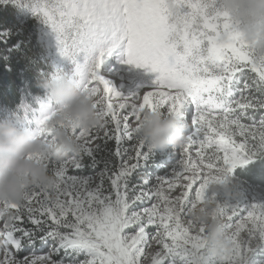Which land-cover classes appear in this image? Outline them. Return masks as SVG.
<instances>
[{
    "label": "snow or ice",
    "instance_id": "6c2138e0",
    "mask_svg": "<svg viewBox=\"0 0 264 264\" xmlns=\"http://www.w3.org/2000/svg\"><path fill=\"white\" fill-rule=\"evenodd\" d=\"M26 3L72 65L70 72L53 65L51 74L70 75L93 98L101 126L71 129L80 153L48 161L57 181L52 190L33 188L22 204L5 203L0 264H161L176 255L199 264L206 230L188 219L190 209L208 198L221 173L264 156V56L221 0ZM0 42H7L6 33ZM115 52L125 57L122 63L153 74L151 85L129 95L117 91L101 74ZM188 106L195 132L179 147V166L147 178L141 167L151 149L137 135L142 111L165 109L182 118ZM56 112L50 98H37L25 113L34 138L52 140ZM97 141L114 148L94 178L82 169L84 156L96 162ZM215 218L227 237L215 255L219 264H238L245 235L264 237V203L221 205ZM37 241L49 250H38Z\"/></svg>",
    "mask_w": 264,
    "mask_h": 264
},
{
    "label": "clouds",
    "instance_id": "9594fccd",
    "mask_svg": "<svg viewBox=\"0 0 264 264\" xmlns=\"http://www.w3.org/2000/svg\"><path fill=\"white\" fill-rule=\"evenodd\" d=\"M221 7L230 14L257 56H264V0H221ZM38 71V86L57 108L51 121L52 140L34 138L25 120V113L33 108L27 103L18 105L11 118L0 120V212L5 211V203L22 204L26 193L33 188L55 187L56 177L48 161L59 162L70 154L80 153L79 142L71 129L98 130L101 126L93 98L81 91L70 75L53 76L50 71ZM186 127L175 115L146 109L141 113L137 135L149 149L163 152L180 147L186 138ZM220 176V181L209 185L208 190L215 193L219 186L233 199L237 198L239 193L234 191L232 173ZM221 205L214 195L208 196L188 213V219L196 226H204L206 248L213 255L220 254L227 239L223 220L215 218ZM5 219L10 221L11 214L6 213Z\"/></svg>",
    "mask_w": 264,
    "mask_h": 264
},
{
    "label": "rangeland",
    "instance_id": "374dc122",
    "mask_svg": "<svg viewBox=\"0 0 264 264\" xmlns=\"http://www.w3.org/2000/svg\"><path fill=\"white\" fill-rule=\"evenodd\" d=\"M2 4L14 5L21 14V16H19L20 18H25V20L30 22L35 21L36 32L38 33L37 41L40 43L42 50L41 60L45 64L47 72L51 71L53 65L63 67L66 72L71 71V63L66 58L62 57L58 51L54 34L48 26L33 15L31 4L26 3V0H20L19 3H13L9 0L8 3ZM124 58L125 57L121 56L119 52L113 53V55L102 65L101 74L110 81L111 85L117 91L123 90L124 84L130 85L128 88V94L126 95L149 87L151 85V80L154 78L153 74L146 72L142 68H136L132 65L122 63L121 61ZM43 97H45V95ZM33 106L35 108L37 102ZM162 111L166 112L165 109H162ZM192 111L193 109L191 106L186 107L184 110V116L181 118L187 125L185 136H190L195 132V128L191 123ZM97 142L101 143V147L95 153L96 162L93 163L92 159L88 156L83 157V174L94 178L99 172L104 170L105 162L110 159V152L112 151V148H114V144L111 142L107 145H104L102 141ZM125 146H127V144ZM145 150L147 151V148ZM261 157L263 156H260L251 162L258 160ZM181 158L182 156L179 148H169L163 152L151 150L142 163L141 172L147 178L155 181L157 177L169 175L174 169H176L179 166ZM116 162L118 163V161ZM243 166L245 165L238 167ZM234 170L232 172V180L235 186L234 191L239 193L237 198L233 199L219 186H217L218 190L215 193L211 190H207L206 195H214L222 205L239 203L241 207H247L255 203H264V189L252 186L236 178ZM244 240L246 251L242 253L238 264H264V237H260L259 235L249 237L245 235ZM36 246L37 249L41 251H48L50 248V245L42 247L39 241H37ZM161 264H195V262L189 256L176 255L165 256L162 259ZM199 264H219V261L215 255L209 253L207 248H205L202 250Z\"/></svg>",
    "mask_w": 264,
    "mask_h": 264
},
{
    "label": "trees",
    "instance_id": "16d2710c",
    "mask_svg": "<svg viewBox=\"0 0 264 264\" xmlns=\"http://www.w3.org/2000/svg\"><path fill=\"white\" fill-rule=\"evenodd\" d=\"M14 5L0 3V33L7 42H0V120L11 118L22 102L33 108L37 98L45 95L38 86L39 71H46L41 60L35 21L20 18ZM236 178L264 189V156L234 170Z\"/></svg>",
    "mask_w": 264,
    "mask_h": 264
},
{
    "label": "bare ground",
    "instance_id": "6f19581e",
    "mask_svg": "<svg viewBox=\"0 0 264 264\" xmlns=\"http://www.w3.org/2000/svg\"><path fill=\"white\" fill-rule=\"evenodd\" d=\"M130 85L124 84L123 85V90L119 91L120 93H122L123 95L128 94V88Z\"/></svg>",
    "mask_w": 264,
    "mask_h": 264
}]
</instances>
